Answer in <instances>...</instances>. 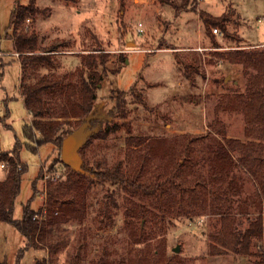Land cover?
<instances>
[{
  "label": "rangeland",
  "instance_id": "1",
  "mask_svg": "<svg viewBox=\"0 0 264 264\" xmlns=\"http://www.w3.org/2000/svg\"><path fill=\"white\" fill-rule=\"evenodd\" d=\"M30 1L0 0V116L6 118L0 123V151L11 150L17 138L24 141L22 129L30 117L19 88L20 62L14 41L7 36L12 10L18 3L28 5ZM36 4L40 11L26 27L37 34L38 51L57 49L54 62L60 72L69 73L67 98L75 88L81 58L97 49L109 54L93 112L119 128L106 139H93L83 152L87 170L81 169V174L62 161L61 148L53 144L40 146L37 153L26 148L21 151L27 170L13 217L21 219L30 202L41 210L37 216L41 230L34 247H27L16 227L0 222V262L264 264L257 243L248 255L213 252L211 245L218 246L213 236L221 230V216L210 212L209 196L204 203L198 202L205 209L189 205L194 200L189 195L180 207L169 201L167 205L163 195L162 207L155 196L134 197L116 191L90 173L96 170L95 162L109 167L121 163L124 172H139L142 181L151 180L172 167V153L182 150L189 136L222 139L225 133L228 138L245 139L244 116L218 112L216 107L222 95L245 89L243 68L219 55L264 49V0H36ZM204 11L227 14L230 21L225 34L219 27L218 33L216 27L205 28ZM176 54L199 59L201 75L195 82L186 77ZM134 86L146 106L131 95ZM123 96L127 118H114L112 110ZM138 139L143 144L135 148L132 144ZM148 142L154 146L151 153ZM200 171L186 169L184 178L195 183ZM46 172L60 173L59 184L51 187L63 185L65 193L51 211L47 194L51 182L45 181ZM237 173L242 193L256 197V179L243 169ZM6 178L7 163L0 162V181ZM190 213H196L192 219L187 218ZM176 247L179 252L174 251Z\"/></svg>",
  "mask_w": 264,
  "mask_h": 264
},
{
  "label": "trees",
  "instance_id": "2",
  "mask_svg": "<svg viewBox=\"0 0 264 264\" xmlns=\"http://www.w3.org/2000/svg\"><path fill=\"white\" fill-rule=\"evenodd\" d=\"M39 11L36 0H31L28 5L18 3L11 12L8 26L11 33L8 32L7 36L14 41L15 53L19 54L21 67L19 88L25 107L33 120L23 125L24 141L17 138L11 150L0 151V162L7 163V178L0 181V222L16 227L26 239L27 247H34L36 244V237L41 230L37 216L41 210H36L29 202L24 206L21 219L13 217L22 178L27 170L26 165L21 161V151L26 148L37 153V149L45 144H53L62 149L64 139L84 123L83 119H89L93 134L80 150L82 157L93 139L96 137L106 139L119 128L112 122H106L98 116L95 117L96 113L93 112L95 101L98 98L97 92L106 76L109 54L102 49H97L81 58L80 67L77 68L75 88L67 98L65 89L69 73L60 72L59 65L55 64L53 53L57 49L51 47L46 51H38L36 48L38 36L26 27V22ZM201 19L207 30L219 27L224 34L226 25L230 21L227 14L215 16L205 11L201 14ZM219 56L230 64H239L243 68L245 89L222 95L216 107L218 112H230L244 116L245 139L228 138L225 133L222 134V139L215 135L199 139L189 136L182 150L172 153V167L163 176H157L151 180L142 181L139 172H124L121 163L109 167L106 163L95 162L96 170L92 169L90 173L99 183L109 185L113 189L116 188V191L122 190L134 197L155 196L156 202L162 207L165 206L163 195L166 196L167 205L169 201L175 207H180L184 202V197L189 195L194 198L189 201V205L205 209L206 206H201V204L209 196L211 199L210 212L221 216V230L213 236L218 246L211 245L213 252L248 255L251 253L252 245L257 243L258 254L264 258V245L262 244L264 228V49L238 50ZM176 60L192 83L196 81L198 75H201L199 59L185 58L176 54ZM135 88L136 86L130 90L131 95L138 100V104L146 106L145 99L136 94ZM124 98V96L120 99L118 97L111 113L114 118H127ZM5 119L0 116V123L5 122ZM199 141L202 144L196 148L195 144ZM133 142L131 140V143ZM142 144L143 141L138 139V142L132 146L137 148ZM146 146L148 152L154 151V146L150 142L146 143ZM83 161L82 170H87V164L85 160ZM195 168H200L201 171L195 177V183L190 184L184 178V173L186 169L193 171ZM238 169H243L253 179H256L258 185L256 197L242 193ZM81 171L74 172L81 174ZM59 181L49 184L47 194L50 207L48 211H51V206L57 204L59 199L65 195L63 185L51 187L58 185ZM36 190L34 184L33 194L37 193ZM207 191L212 194L208 195ZM199 200L201 204L198 205ZM195 214H187V218L192 219L191 217ZM157 250L160 253V249L157 248ZM146 253L150 254V251ZM0 264H7V261L4 260Z\"/></svg>",
  "mask_w": 264,
  "mask_h": 264
},
{
  "label": "water",
  "instance_id": "3",
  "mask_svg": "<svg viewBox=\"0 0 264 264\" xmlns=\"http://www.w3.org/2000/svg\"><path fill=\"white\" fill-rule=\"evenodd\" d=\"M92 134L93 131L90 128V120L88 119L64 139L61 158L73 169L78 171L82 169L84 161L80 155V150L87 144ZM174 251L179 252V247L174 248Z\"/></svg>",
  "mask_w": 264,
  "mask_h": 264
},
{
  "label": "built area",
  "instance_id": "4",
  "mask_svg": "<svg viewBox=\"0 0 264 264\" xmlns=\"http://www.w3.org/2000/svg\"><path fill=\"white\" fill-rule=\"evenodd\" d=\"M140 26H141V24H140ZM214 32L218 33V29H214ZM2 167H5V166L2 165ZM44 176H45V181H49L51 183H57L61 178V175L58 172H51V173L46 172V174Z\"/></svg>",
  "mask_w": 264,
  "mask_h": 264
},
{
  "label": "crops",
  "instance_id": "5",
  "mask_svg": "<svg viewBox=\"0 0 264 264\" xmlns=\"http://www.w3.org/2000/svg\"><path fill=\"white\" fill-rule=\"evenodd\" d=\"M15 54H16V56H17L18 59H19V54H18V53H15ZM24 105H25V104H24ZM29 115H30V117H29L28 121L31 120V122H32V120H33L32 115H31L30 113H29ZM28 121H27V122H28Z\"/></svg>",
  "mask_w": 264,
  "mask_h": 264
}]
</instances>
